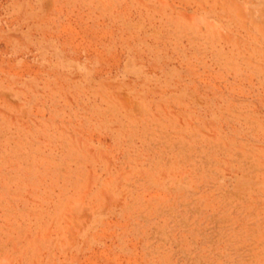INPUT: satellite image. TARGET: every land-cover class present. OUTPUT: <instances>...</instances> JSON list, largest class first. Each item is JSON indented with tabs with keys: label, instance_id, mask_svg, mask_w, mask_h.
I'll list each match as a JSON object with an SVG mask.
<instances>
[{
	"label": "rangeland",
	"instance_id": "374dc122",
	"mask_svg": "<svg viewBox=\"0 0 264 264\" xmlns=\"http://www.w3.org/2000/svg\"><path fill=\"white\" fill-rule=\"evenodd\" d=\"M0 264H264V0H0Z\"/></svg>",
	"mask_w": 264,
	"mask_h": 264
}]
</instances>
